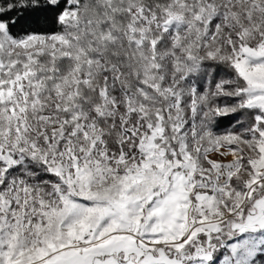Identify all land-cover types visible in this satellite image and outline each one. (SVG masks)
Listing matches in <instances>:
<instances>
[{"label":"snow or ice","instance_id":"snow-or-ice-1","mask_svg":"<svg viewBox=\"0 0 264 264\" xmlns=\"http://www.w3.org/2000/svg\"><path fill=\"white\" fill-rule=\"evenodd\" d=\"M0 264H264V0H0Z\"/></svg>","mask_w":264,"mask_h":264},{"label":"trees","instance_id":"trees-1","mask_svg":"<svg viewBox=\"0 0 264 264\" xmlns=\"http://www.w3.org/2000/svg\"><path fill=\"white\" fill-rule=\"evenodd\" d=\"M225 124H226V122H225Z\"/></svg>","mask_w":264,"mask_h":264}]
</instances>
